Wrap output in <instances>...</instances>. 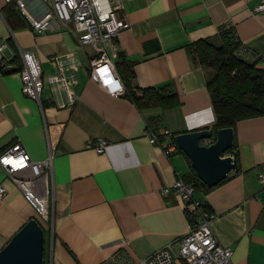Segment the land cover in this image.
Listing matches in <instances>:
<instances>
[{
	"label": "crops",
	"instance_id": "1",
	"mask_svg": "<svg viewBox=\"0 0 264 264\" xmlns=\"http://www.w3.org/2000/svg\"><path fill=\"white\" fill-rule=\"evenodd\" d=\"M262 3L123 0L129 27L119 32L116 45L133 62L134 83L167 85L175 93L173 107L140 108L90 76L89 60L100 45L81 46L63 28L36 31L15 4L0 0V44H5L0 47V152L19 142L39 161L53 150L52 231L44 264L119 263L121 257L141 264L188 231L190 218L180 200L160 190L179 176L185 179L189 161L180 149L163 153L149 133L165 141V129L174 136L215 124L206 85L210 70L195 61L190 44L205 40L220 47L221 33L232 31L241 47L238 55L264 69V11L253 12ZM26 7L40 17L47 4L28 0ZM24 52L41 68V104L21 90ZM53 56L63 60L64 74L74 80L72 105L57 106L65 91L46 80L56 70ZM233 130L238 171L208 190L198 187L193 198L213 214L211 227L217 242L232 248V264H264V188L258 180L264 173V115L238 120ZM99 139L106 141L103 152L86 148ZM0 184L6 189L0 197V249L31 218L46 233L45 222L1 167Z\"/></svg>",
	"mask_w": 264,
	"mask_h": 264
},
{
	"label": "built area",
	"instance_id": "2",
	"mask_svg": "<svg viewBox=\"0 0 264 264\" xmlns=\"http://www.w3.org/2000/svg\"><path fill=\"white\" fill-rule=\"evenodd\" d=\"M4 1L7 4H15L36 31L63 28L71 33L81 46L100 45L97 53L89 60L90 76L111 95L125 93L114 63L118 54L117 36L120 31L129 27V22L123 14V0H43L47 8L40 17H35L28 11L26 7L28 0ZM262 11L264 3L253 9L254 13ZM4 46V43L0 44L1 48ZM22 59L21 90L26 96L41 104L43 78L39 62L29 52H24ZM53 60L56 70L47 75L46 80L65 91V98L57 102V106L72 105L77 97L73 89L74 80L64 74L65 65L62 59L53 56ZM71 61L69 57L67 65H72ZM117 84L122 87L117 89ZM161 134L165 141H161L160 134L150 130V142L159 146L166 155L179 151L169 130L165 129ZM105 146L106 141L99 139L87 143L86 148L101 153ZM52 166L51 147L47 157L39 161L32 160L19 142H14L0 152V167L44 222H48L49 217L52 218ZM258 180L264 188V173L259 174ZM5 192V187L0 184V197ZM160 192L163 195L173 194L180 200L184 212L190 218L188 231L147 255L141 264H232V248L219 244L211 227L213 214L203 201L193 198L195 186L179 176L171 186L162 187ZM102 264H130V261L121 257L119 263L111 259Z\"/></svg>",
	"mask_w": 264,
	"mask_h": 264
},
{
	"label": "trees",
	"instance_id": "3",
	"mask_svg": "<svg viewBox=\"0 0 264 264\" xmlns=\"http://www.w3.org/2000/svg\"><path fill=\"white\" fill-rule=\"evenodd\" d=\"M221 35L223 44L220 47H214L205 40L188 46L195 61L210 70L206 85L215 113L213 131L233 127L238 120L264 115V69L256 68V61L250 62L238 55L241 47L232 31L225 30ZM114 63L125 89L123 95L138 107L160 105L169 108L175 105V93L167 85L139 87L134 83L132 61L118 53ZM190 172L187 179L183 178L185 182L192 183L196 190L198 187L210 189L192 168Z\"/></svg>",
	"mask_w": 264,
	"mask_h": 264
},
{
	"label": "water",
	"instance_id": "4",
	"mask_svg": "<svg viewBox=\"0 0 264 264\" xmlns=\"http://www.w3.org/2000/svg\"><path fill=\"white\" fill-rule=\"evenodd\" d=\"M5 70L12 67L3 65ZM201 182L211 188L238 171L233 127L189 129L174 135ZM205 141H207L205 143ZM44 228L29 219L0 249V264H44Z\"/></svg>",
	"mask_w": 264,
	"mask_h": 264
},
{
	"label": "rangeland",
	"instance_id": "5",
	"mask_svg": "<svg viewBox=\"0 0 264 264\" xmlns=\"http://www.w3.org/2000/svg\"><path fill=\"white\" fill-rule=\"evenodd\" d=\"M46 228H47V231H46V233H45V242H44V244H46L47 243V240H49V230L51 229V227H52V218L51 217H49V221L48 222H45V225H44ZM45 231V230H44ZM51 238H52V235H51ZM46 247V246H45Z\"/></svg>",
	"mask_w": 264,
	"mask_h": 264
},
{
	"label": "clouds",
	"instance_id": "6",
	"mask_svg": "<svg viewBox=\"0 0 264 264\" xmlns=\"http://www.w3.org/2000/svg\"><path fill=\"white\" fill-rule=\"evenodd\" d=\"M121 87H122V86L119 85V84L116 85V88H117V89H119V88H121ZM114 90H115V89H114Z\"/></svg>",
	"mask_w": 264,
	"mask_h": 264
}]
</instances>
